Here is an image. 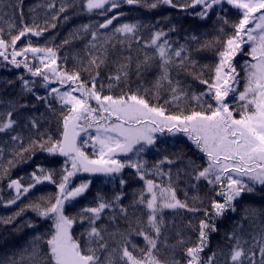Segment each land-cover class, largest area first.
Segmentation results:
<instances>
[{
	"label": "snow or ice",
	"instance_id": "obj_1",
	"mask_svg": "<svg viewBox=\"0 0 264 264\" xmlns=\"http://www.w3.org/2000/svg\"><path fill=\"white\" fill-rule=\"evenodd\" d=\"M222 4L236 10L239 19L231 23L230 32L221 26L211 40L201 43L194 35L189 38L200 45L199 50L215 51L216 63L203 65L199 73L192 71L196 62L185 55L191 51L188 43L174 48L163 29L151 32L145 39L140 33L152 26L139 21L114 23L125 15L121 11L125 5L148 10L168 5L183 11L199 7L195 15L203 20ZM6 6L12 7L10 0ZM74 6L67 0H60L59 6L57 0H43L31 9V25L24 22L23 10L19 8V30L11 18L15 12L9 14L7 31L0 27V58L15 68L22 66L33 78L18 77L23 89L33 93L53 113L56 110L52 102L60 106L58 138L53 139L47 130L41 132L38 120L29 117L25 127L34 129L35 137L28 136L27 143L16 132L15 118L17 107L27 105L10 102L8 110L0 112V133L15 132L10 136L13 159L8 160V167L0 165V179L9 175V168L17 162H26L25 157L31 159L37 149L66 158L59 170V181L54 178L56 169L41 165H36L27 184L24 177L9 180L7 188L13 194L6 201L0 200L5 207L15 205L21 197L27 198L44 182L54 184L56 192L37 196L13 215L0 218V223L11 224L31 210L39 219L52 222L46 233L33 236L18 257H5L0 259V264H179L174 249L187 241L181 237L176 245L168 243L166 210L202 212L205 217L198 224L197 242L183 252L186 264H220L218 256L223 257L222 264H264V210L251 207L244 209L245 215L228 233L227 252L212 251L207 258L202 256L209 247V234L218 230L214 220L229 211L235 212L236 204L245 194L254 193L257 185L264 188V0H191L179 4L174 0H81L82 9L104 17L103 22L81 25L59 46H34L30 40L23 47L18 46L22 38L41 37L55 29L61 14ZM3 15L0 12V23ZM63 19L67 21L69 17L65 15ZM218 22L229 24L226 16L218 15ZM81 34L90 37L84 45L86 55L74 57L77 66L69 71L68 57H61L59 48L81 39ZM133 42L153 49L152 54L144 52L143 58L138 59L137 75L153 67L157 74L150 88L138 86L113 94L114 88L127 83L132 58L120 57L113 62L115 71L107 77V89L100 70L107 66L110 50L117 46L131 49ZM245 47L251 59L245 61L241 77L234 58L243 54ZM204 71L209 73L207 79L203 78ZM181 72L192 75L205 86L204 91L194 92L177 79ZM36 78L42 81L46 95H35ZM53 83L58 87H52ZM106 90L108 94H104ZM164 132L185 134L204 155L206 163L201 166L191 158L164 156L149 166L143 154L148 146L156 144V134ZM3 153L0 147V156ZM178 162L182 167L175 172L172 167L165 170V164L172 166ZM125 169H133L135 177L143 182L141 188L133 191L128 206L123 204L126 195L123 188L128 184L123 176ZM81 172L101 174L111 181L118 178L121 191L113 193L111 198L97 193L95 206H85L75 215H69L66 205L84 196L92 183L88 180L73 186V177ZM182 178L188 179V190H196L201 181L211 187L215 192V198L210 201L211 212L194 206L203 203L199 195L189 198L185 191L184 200L178 197ZM129 208L133 209L131 219ZM106 210L112 211L108 217L115 228L112 232L107 226L97 227ZM144 216L146 220L141 219ZM120 218L129 223L125 231H119L116 225ZM133 220L136 228L132 227ZM78 221L87 222L81 234L84 239L73 235V226ZM245 223L249 225L247 231ZM25 226L36 228L37 224L29 221ZM133 234L143 238L144 247L133 242ZM162 248L172 251L171 259L162 258Z\"/></svg>",
	"mask_w": 264,
	"mask_h": 264
},
{
	"label": "trees",
	"instance_id": "obj_2",
	"mask_svg": "<svg viewBox=\"0 0 264 264\" xmlns=\"http://www.w3.org/2000/svg\"><path fill=\"white\" fill-rule=\"evenodd\" d=\"M70 5H75L74 7H69L68 10L61 14L59 21L57 22V27L55 29H50L45 32L41 37L29 36L27 38H22L21 42H18L19 47H23L29 42L33 43L34 46H59L65 38H68L70 33L75 29L79 28L83 24H96L103 22L104 17L98 15L97 13H87L81 7V0H67ZM190 3L191 0H174V3ZM12 7H7L9 0H0V12L3 15V23H0V27H4L7 31V23L9 21V14L15 12L16 14L11 17L17 26V31L20 27V16L19 8H22L24 14V22L31 25L33 13L31 11L36 5L43 3V0H10ZM60 0H57V5L59 6ZM19 6V7H17ZM226 10V11H225ZM42 12V9H38ZM125 15L118 21L114 23H125V22H141L145 25L152 26L151 28L143 30L140 34L147 39L151 32L163 29L167 35V39L173 42V47H179L181 44L188 43L190 45L191 51L185 53V55H190L191 60L196 62V67L192 69L193 72L199 73L201 67L205 64L214 65L216 63L215 51L212 49L199 50L200 45L190 42L189 38L191 36H196L199 38L201 43L206 40H211L212 37L217 35V29L221 26L225 27L226 31H231V23L239 19V14L236 10L232 9L227 4H222L217 6L214 12L209 14L207 19H200L195 15V12H199L200 8L188 11H183L179 8H173L168 5H160L158 8L153 10H148L145 7L138 6H123L121 9ZM68 16L69 19L65 21L64 16ZM111 15V13L109 14ZM219 16H226L229 21L228 25H223L222 22H218ZM175 28V31H169L170 28ZM16 34V32H13ZM81 39H76L69 45H65L59 48V55L61 57L67 56L66 67L71 71L76 67V56H85L84 45L87 39L90 37H83ZM144 52L152 54V48H144L143 44L132 43L131 49L126 46H117L116 49L110 50L108 57V64L106 67H102L100 70L101 81L107 89L109 81L107 79L110 73L115 71L114 61H117L120 57L130 56L131 65L129 68V77L127 83H122L118 88H114L113 94H120L121 89L127 91L129 88L135 90L138 86L143 88H150L152 82L155 79L157 70L155 67L152 69L141 73L139 76L136 73V63L138 59H142ZM248 48H244L243 54H238L234 58V64L237 68V72L240 76L244 75V64L246 60L251 58L247 55ZM11 59V57H9ZM17 59H22V57H17ZM31 54H29V60L31 61ZM175 75V73H173ZM24 76L25 79L32 80L33 78L27 71L21 66L20 68H15L14 66L8 64L0 58V112L8 110V105L11 102L17 106L27 105V107L20 108L17 107V112L15 118L18 121L16 126V132L21 133L26 139L27 137H35V130L30 127L26 128L25 125L28 124V118L33 117L38 120L40 125V131L44 132L47 130L53 137V139L58 138L59 132V112L60 106L55 101L52 102V107L55 109V113L50 111L47 106L35 99L33 93L27 92L23 89L21 81L18 77ZM209 73L207 71L203 72V78L207 79ZM84 78L87 79V74H84ZM184 82L186 85L190 86V89L194 92L204 91V85L200 84L198 80L194 79L192 75L181 72L179 76L176 77ZM8 81H12L8 84ZM42 81L36 78V83L34 87L35 95L44 96L46 95V89L41 87ZM52 87H58L55 83L51 85ZM242 90L243 81L239 86ZM104 94H108L107 90ZM167 98V97H165ZM163 101L161 100V103ZM199 110V109H198ZM15 132L0 133V147L4 149V153L0 156V165L8 167V160L13 159V153L11 149L13 148V142L10 140V136L14 135ZM90 152V149H89ZM132 154H128L131 156ZM164 156H169L170 158L183 157L185 160L191 158L197 164L203 166L206 161L204 155L195 147V145L187 138L183 133L170 134V133H160L156 135V144L154 146H148L143 158L148 161L149 166L154 164L156 161L161 160ZM126 158V157H125ZM135 158V157H133ZM66 158H60L58 154H49L40 150L35 151V155L31 159L25 157L26 162H17L15 166L9 168V175L0 179V200L6 201L13 194V190L7 188V184L11 179H17L24 177V183L27 184L30 174L35 170L36 165H41L45 169H56L57 174L54 177L59 181L60 172L59 170L63 166V162ZM172 167L173 172L177 168L182 167L179 162L175 165L169 166L164 165L165 170ZM79 174H77L78 176ZM123 176L128 180V184L123 188L126 193L123 200L125 206L130 205L133 198V191L139 189L143 186V182L140 181L134 175L133 169H125ZM80 178L88 177L79 175ZM92 181L89 189L86 191L84 196L77 198L75 202L70 205H66V214L75 215L79 209L85 206H95V198L97 193H101L104 196L111 198L113 193L121 191L118 183V178L116 181H111L109 178L102 176L89 177ZM189 182L187 178H182V182L179 183L178 197L184 200V192L188 191V197L194 195H199L202 199V204H196L194 206L199 208H207L211 212L210 201L215 198V192L211 190V187L205 182L201 181L197 185L196 190H188ZM56 187L50 182H44L38 185L31 193L25 197H21L15 205L5 207L2 202H0V218H7L13 215L20 208L27 205L30 201L35 200L37 196L44 194H55ZM189 203L192 201L189 199ZM255 208L258 211L264 210V188L257 185L254 193L245 194L243 198L236 204L235 212H227L223 217L214 220L217 226L216 232H211L209 234V247L205 249L202 256L207 258L212 251L218 254L223 250L227 252V245L230 241L227 239L228 233H230L236 226L237 222L245 215V208ZM133 209L129 208V219H131V213ZM112 215L111 210H106L102 215L101 219L97 221V227L107 226L108 231L112 232L115 230L112 224L109 223L108 217ZM202 212L190 213L186 210H179L178 212H172L171 210H166L165 219L168 221L169 230L168 243L170 245H176V242L181 237L187 242L183 246L177 245L174 249L175 259L179 261V264H186L183 252L187 247L194 246L198 238V224L201 219H204ZM146 220V216L141 218ZM34 222L37 224L36 228H28L25 226L26 222ZM189 221H191V227L189 226ZM50 220L39 219L34 212L31 210L25 211L21 216L16 217V219L11 224L0 223V259L5 257H11L16 255L17 257L22 253V251L27 248L29 242L32 240L33 236L37 233H46L51 227ZM119 231H125L129 228V223L120 218L116 221ZM87 222L81 224L79 221L73 226V235L78 239H84L81 235L85 228H87ZM132 227L136 228L137 225L135 221H132ZM245 230L249 228L248 223L244 224ZM177 233L180 235L178 236ZM133 242L140 247H144V241L142 237L135 236L133 234ZM162 258H172V251L167 249H161ZM257 259L259 257L257 256ZM220 264H222L223 257L218 256Z\"/></svg>",
	"mask_w": 264,
	"mask_h": 264
},
{
	"label": "rangeland",
	"instance_id": "obj_3",
	"mask_svg": "<svg viewBox=\"0 0 264 264\" xmlns=\"http://www.w3.org/2000/svg\"><path fill=\"white\" fill-rule=\"evenodd\" d=\"M74 178L75 177H73V186H76V185H79L82 181H84V182H86V181H88V179H81V180H79L78 182H74Z\"/></svg>",
	"mask_w": 264,
	"mask_h": 264
},
{
	"label": "water",
	"instance_id": "obj_4",
	"mask_svg": "<svg viewBox=\"0 0 264 264\" xmlns=\"http://www.w3.org/2000/svg\"><path fill=\"white\" fill-rule=\"evenodd\" d=\"M87 174H90V173H87ZM94 175H100V174H94Z\"/></svg>",
	"mask_w": 264,
	"mask_h": 264
}]
</instances>
